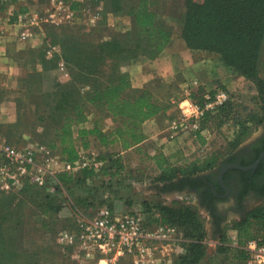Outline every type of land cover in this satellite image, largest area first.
I'll use <instances>...</instances> for the list:
<instances>
[{"label":"rangeland","instance_id":"1","mask_svg":"<svg viewBox=\"0 0 264 264\" xmlns=\"http://www.w3.org/2000/svg\"><path fill=\"white\" fill-rule=\"evenodd\" d=\"M44 1L46 0L39 1L40 4L36 10L43 8ZM118 1H120V8L115 7V0L76 2L72 22L60 25H52L45 20L42 11H37L41 33L37 34L39 45L36 51L34 53L25 51L24 54L22 48L19 51L21 53L14 56V61L8 62L7 67L0 71V137L16 145L38 143L49 147L53 143L57 144V133L63 118L67 113L72 112L71 107L75 102L82 103L81 95L96 86L103 87L108 78L127 72L130 58L150 52L147 39L137 34L133 17L129 13L138 0ZM193 1L202 2L203 0ZM147 5L155 13L157 26L168 29L173 37L180 33L183 14L186 10L185 0H147ZM106 41L114 42L109 49L110 53L108 50H100V44ZM90 59L93 61L90 62ZM258 68L264 91V50L261 52ZM244 85L255 90L256 95L248 98L238 96L235 99L240 104L242 120L246 121L247 133L240 134L241 138L244 137L243 141L238 144L234 141L239 136L240 129L232 119L220 126L210 120L207 123L208 130L216 133L217 136L224 137V145L214 151L209 150L206 147H199L197 142L191 139L192 136L188 135L187 138L191 141L182 150L181 158L174 150V137L169 138L172 140V145L168 147L166 154L172 167H179L194 159L201 160L210 155H214L218 162L253 136L261 135L264 128V92L258 96L259 90L257 91V84L254 81L244 79ZM173 86L171 79V89ZM167 97L170 96H166L168 100ZM201 100L203 101V98ZM242 106L245 107L244 110H241ZM84 107L88 116L87 121L74 126V130L80 126L91 127L97 124L103 131H107L121 124V120L113 121L102 106L85 104ZM141 129L147 134H152L156 127L153 123L145 125L142 123ZM93 145L96 147V144L93 143ZM94 147L89 145L91 149ZM158 148L160 149L153 142H145L125 150H121L119 144H111L108 149L105 148L106 152H119L125 168L130 173L125 174L121 179L109 180L108 177H96L84 185L67 188L63 194L72 201L75 196L78 198L87 196L89 200L85 208L80 209L85 216L93 215L102 200L109 203L114 211L141 210L143 217L147 220L157 218L158 211L155 208L159 204L174 202L175 205L195 206L207 232L203 240L207 249L205 260L211 264H245L249 254L244 252L243 259L234 256L235 248L241 246L238 238L240 234L241 237L249 234L263 242L264 231L261 225L249 220L247 225L235 227L240 220L238 216L229 214L230 221L224 228L217 230L210 223L205 209L198 204L195 194L185 191L179 195L174 190L163 189L164 183L157 180L161 169L153 159V153L158 151ZM78 149L81 150V147ZM98 149L100 147L97 143V147L93 149L97 152L96 154H99ZM51 184L53 185L52 182ZM24 187L7 194L13 199V205H29L36 212L37 205L45 202L46 196L40 192V188L36 190L33 189L34 187ZM62 191L59 190L56 195L64 199L59 195ZM143 202L150 211H142ZM145 205H143L144 209ZM258 206L264 207V199L258 202L256 207ZM50 221L57 222L60 227L63 225L61 220L53 215ZM5 226H7L6 238L10 244L13 233L12 221L9 224L7 222ZM178 231L179 243L157 244V264H175L178 256L184 252L186 238L183 232ZM232 236H235L236 245L231 243ZM219 246L223 248L227 246L229 249L221 252L218 250ZM239 249L243 250V248ZM64 264L85 263L79 258L70 256Z\"/></svg>","mask_w":264,"mask_h":264},{"label":"trees","instance_id":"2","mask_svg":"<svg viewBox=\"0 0 264 264\" xmlns=\"http://www.w3.org/2000/svg\"><path fill=\"white\" fill-rule=\"evenodd\" d=\"M185 2L186 10L183 14V24L178 35L185 41L186 45L191 49H203L219 53L222 61L233 70L234 74L257 84L258 96L263 93V83L262 78L259 76L258 65L261 52L264 50V0H203L202 2L185 0ZM71 7L75 8L76 3H72ZM115 7L120 8V1L115 0ZM129 13L133 17L137 34L145 37L149 44L150 52L141 54L153 57L163 49L170 39V31L165 27L157 26L155 13L148 7L147 0H138L137 4L129 10ZM113 43V41L101 43L100 50H108V53H110L109 49L114 45ZM89 61L92 62L93 60L90 59ZM203 92V89L198 88L196 92L191 94V98L202 104ZM81 99H83L82 103L75 102L71 107L72 112L64 116L57 133L58 143L49 146L54 150L59 147L56 151L69 162L77 159L79 147L82 149L89 148L90 137L92 136L106 149L114 143L119 144L121 150L138 145L145 138L141 124L168 107V104L159 103L147 89L138 90L133 88L128 72L118 73L114 77L108 78L103 87L96 86L92 90L86 91L81 95ZM85 104L102 106L113 121L121 120V124L115 125L107 131H103L97 124L91 127L80 126L74 130V126L87 121ZM239 107L240 104L235 99H229L215 110L207 111L201 119V129H208L207 123L210 120L220 126L225 121L232 119L240 129L239 136L234 141L237 144L241 143L244 137L241 138L240 134H246L247 128L245 126L246 121L242 120ZM244 109L245 107L242 106L241 110ZM96 158L103 161V165L98 171L87 167L82 168L73 178L71 174L68 175L62 172L57 174L59 182L71 188L81 186V184L84 185L96 177H108L109 180L121 179L122 176L130 173L125 168L119 152L99 153ZM154 161L161 169L157 180L164 183L163 189L168 191L181 190L189 182L197 181L200 173L212 169L217 164L214 155L205 156L201 160L194 159L179 167H172L162 153H158L154 157ZM177 180H180L179 185L176 184ZM25 187H34L33 189L38 190V187L34 185H26ZM40 190L41 193L45 194L46 199L45 202H40L37 205L36 211L43 215L44 221L46 218H51L52 215L60 218L59 220L63 224L62 227H64L66 219L62 216L61 211L67 204H64L63 199L55 193H49L44 188H40ZM88 200L87 196L84 198L75 196L70 207L85 208ZM99 204H105L111 208L110 204L104 200ZM11 205H13V199L7 193H1L0 264H18L13 244V233L11 235L12 242L10 240V244H8L5 233L7 226L5 225H7V222L8 224L11 222L12 210L24 204ZM143 205H145V202L142 203L143 212L150 211L146 205L144 209ZM155 210L158 211L157 218L145 219L149 224H172L183 232V236L186 238L183 246L184 252L178 256L175 264H211L205 260L207 249L203 240L207 232L195 206L175 205L173 202L172 204H159ZM249 220L259 223L264 231V207L258 206L247 212L235 224V227L247 225ZM46 225L47 222H44L43 227ZM241 236L240 234L238 238L240 244L255 238L249 234ZM181 244L183 243L181 242ZM228 249L227 246L224 248L219 246L218 248L221 252H226ZM67 251L68 249L62 250L65 263L70 257ZM235 251L234 256L236 258L243 259L245 257L244 250L235 248Z\"/></svg>","mask_w":264,"mask_h":264},{"label":"crops","instance_id":"3","mask_svg":"<svg viewBox=\"0 0 264 264\" xmlns=\"http://www.w3.org/2000/svg\"><path fill=\"white\" fill-rule=\"evenodd\" d=\"M39 1L13 0L12 4L8 5L0 0V71L7 67L8 62L14 61V56L20 54L19 51L22 48L24 54L25 51L31 53L36 51L39 45L37 34L41 33V23L39 19L31 23L28 17L32 14H36L38 17L39 11L44 14L53 3L46 0L43 8L36 10L40 4ZM61 1L70 5L76 3L73 2L74 0ZM73 9L75 10V8ZM22 32L27 33L24 39L21 37ZM127 70L133 88L147 89L159 103L168 104L164 111L143 122L144 125L153 123L156 127L152 134L143 131L145 138L138 144L153 142L156 147H160L158 151L154 152L155 154L153 153V159L158 153H162L167 158L166 150L172 145V140L169 138H173L170 136L169 129L172 115L174 114L175 117L179 114L178 102L196 92L198 88L205 92L219 86L229 92L232 96L230 99H237L238 96L248 98L256 95L255 90L244 85L245 78L234 74L233 70L222 61L219 53L203 49H191L179 35L171 36L163 49L153 57L140 54L132 58L128 63ZM171 79L174 83L172 89ZM194 81L197 82V86L193 85ZM166 96H170L167 97L168 100ZM187 137L188 134L174 136V150L177 151V156H181V158L183 157L182 150L191 141ZM192 138L199 147H206V149L213 151L225 143L224 137L211 133L207 128L201 129L196 137L192 135ZM93 143L96 144V147L97 143L99 144L98 153H106V149L92 136L90 137L92 147H94ZM243 147L245 146H240L236 150ZM94 148L78 149L76 160L81 158V155L96 158L97 152H94ZM81 169L64 173L71 174L73 178ZM50 181L53 183L54 191L49 193L56 194L59 193V190H63L59 195L64 198V204L69 205L70 203L72 205L71 198H67L68 196L63 194L68 185L61 184L57 175L51 177ZM74 208L79 211L81 209L78 206ZM10 216L13 222V244L18 264L65 263V258L62 256L63 248L56 242L58 232L63 228V225L60 227L57 222L50 221L51 218H46L47 220L44 221L41 213L33 211L29 205L25 204L12 210ZM44 222H47L45 227H43Z\"/></svg>","mask_w":264,"mask_h":264},{"label":"built area","instance_id":"4","mask_svg":"<svg viewBox=\"0 0 264 264\" xmlns=\"http://www.w3.org/2000/svg\"><path fill=\"white\" fill-rule=\"evenodd\" d=\"M13 0H1L11 5ZM52 1L51 8L44 13L45 20L52 25L70 23L75 10L61 0ZM74 0L73 2H81ZM20 19V17H19ZM34 23L39 17H28ZM27 33L22 32L24 39ZM197 86V82H193ZM202 104L186 96L178 102L179 114L169 122L170 136L188 134L196 137L201 130V119L207 111L215 110L230 99L227 90L216 87L205 91ZM188 103L185 104L184 102ZM183 105V106H182ZM103 161L81 155L74 162L65 160L56 150L42 144L16 145L0 137V194L21 189L26 185L54 191L51 177L62 172H73L87 167L98 171ZM66 205L61 211L66 225L58 232L56 242L68 249L70 256L81 259L85 264H157V244L164 242L174 245L180 236L172 224H149L141 210L114 209L103 204L91 216H85L78 209ZM232 244L236 245L235 236ZM238 248H243L249 257L245 264H264V241L249 239Z\"/></svg>","mask_w":264,"mask_h":264},{"label":"flooded vegetation","instance_id":"5","mask_svg":"<svg viewBox=\"0 0 264 264\" xmlns=\"http://www.w3.org/2000/svg\"><path fill=\"white\" fill-rule=\"evenodd\" d=\"M263 150L264 128L253 143L226 155L215 167L200 173L197 181L174 191L195 194L198 204L208 214L210 223L221 230L230 221L229 214L241 220L264 199V156L253 168L241 169L228 165H250ZM179 183L180 180H177L176 184Z\"/></svg>","mask_w":264,"mask_h":264},{"label":"water","instance_id":"6","mask_svg":"<svg viewBox=\"0 0 264 264\" xmlns=\"http://www.w3.org/2000/svg\"><path fill=\"white\" fill-rule=\"evenodd\" d=\"M257 138V136H253L248 142L244 143L242 146H246L247 144L253 142L255 139ZM264 156V150L262 152L259 153L257 159L250 165L247 166H238L237 164H229L228 166L230 167H234V168H241V169H248V168H253L255 167V165L257 164V162ZM221 174V173H220ZM183 192L185 191H179L178 194L181 195L183 194Z\"/></svg>","mask_w":264,"mask_h":264},{"label":"clouds","instance_id":"7","mask_svg":"<svg viewBox=\"0 0 264 264\" xmlns=\"http://www.w3.org/2000/svg\"><path fill=\"white\" fill-rule=\"evenodd\" d=\"M184 103H185V104H187L188 102H187V101H185ZM182 106H183V105H182Z\"/></svg>","mask_w":264,"mask_h":264}]
</instances>
